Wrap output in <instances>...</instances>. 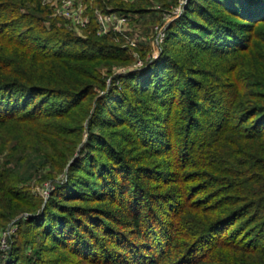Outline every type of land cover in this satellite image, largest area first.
Segmentation results:
<instances>
[{
  "label": "trees",
  "instance_id": "obj_1",
  "mask_svg": "<svg viewBox=\"0 0 264 264\" xmlns=\"http://www.w3.org/2000/svg\"><path fill=\"white\" fill-rule=\"evenodd\" d=\"M83 2L0 0V264H264V0H186L134 70L94 10L178 0Z\"/></svg>",
  "mask_w": 264,
  "mask_h": 264
},
{
  "label": "rangeland",
  "instance_id": "obj_2",
  "mask_svg": "<svg viewBox=\"0 0 264 264\" xmlns=\"http://www.w3.org/2000/svg\"><path fill=\"white\" fill-rule=\"evenodd\" d=\"M58 2L59 0H43V3L51 7L52 16H55L54 14L55 11H54V6L51 4L53 3L57 5ZM78 2L83 5L85 14L89 17L90 15L88 14V10H86L87 9L85 6L86 4L83 2V0H78ZM185 2L186 0H178L177 5L172 8L162 6L161 4L155 2L150 7H147V9H149L150 11L147 12L144 16L140 17L139 15L136 14L134 16L135 18H133L132 20H129L128 18L127 25H126L127 35L129 36L137 35L138 37V42L136 44L137 48L135 47L136 49L135 48L133 49V52H134L132 53L133 61L128 67L129 70L140 68L142 64L144 65L145 62L152 60L153 58L157 57L160 54L161 48L157 49L155 46V32H157V30H159V28H162V27H165V31H166L169 24L175 18L181 15ZM111 8H112L111 6H107L106 11L111 12L112 11ZM97 10L102 11L101 9H95L94 11L96 12ZM102 12H105V11H102ZM73 25L74 26L72 28L78 34H83L82 28H80L77 24H73ZM156 26H157V29H155ZM155 50H157V53H152ZM136 60H141L143 63L140 66L135 65ZM122 68L125 69L123 70L124 73L127 71L126 67L116 68L114 71V74L123 73V72H120V69ZM109 81L110 80H108L107 83H109ZM37 161H38L37 159L34 160L35 163H37ZM24 170H26L25 167L23 166L20 167V171H24ZM36 175L27 184L35 195H40L42 198H44V201H46L47 197L49 196L50 191L53 189V186H51L50 182H47V181L39 183V181L35 180L38 178ZM59 178L63 179L64 176L61 175L59 176ZM22 217L24 216H20L18 218H22ZM18 218L13 219L12 221L7 222L6 225L0 227V251L1 252L3 251L2 242H4V239L7 242V239L10 236L11 238L12 237L19 238L20 236V231L18 228L19 225L15 224L14 222L15 220H18ZM4 231H9V234L6 236V238L4 237V234H3Z\"/></svg>",
  "mask_w": 264,
  "mask_h": 264
},
{
  "label": "built area",
  "instance_id": "obj_3",
  "mask_svg": "<svg viewBox=\"0 0 264 264\" xmlns=\"http://www.w3.org/2000/svg\"><path fill=\"white\" fill-rule=\"evenodd\" d=\"M54 6L55 16H60L65 18L69 21V23L74 26L73 24H77L80 28H84L89 23V17L85 14L84 7L81 3L75 2L74 0H59L58 6L56 4H51ZM180 10V9H179ZM96 19L99 23L97 34L103 35L108 34L109 32H114L118 34L117 39H122V46L128 48L136 47L138 42L137 35L129 36L127 35V17L124 15H119L115 12H102L96 11L95 12ZM157 29V26L155 27ZM165 38V27L159 28L157 32H155V46L157 49L161 48V44L163 43ZM152 53H157V50L153 51ZM143 62L141 60H136V64L140 66ZM143 65V64H142ZM141 65V66H142ZM125 69H120V72H123ZM4 237L9 234V231L3 232ZM2 249L7 248V242L4 239L2 242Z\"/></svg>",
  "mask_w": 264,
  "mask_h": 264
}]
</instances>
